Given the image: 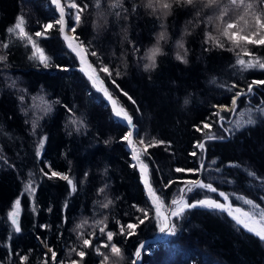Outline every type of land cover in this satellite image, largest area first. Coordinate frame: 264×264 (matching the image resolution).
<instances>
[{"label": "trees", "instance_id": "16d2710c", "mask_svg": "<svg viewBox=\"0 0 264 264\" xmlns=\"http://www.w3.org/2000/svg\"><path fill=\"white\" fill-rule=\"evenodd\" d=\"M87 2L91 7L84 14V23L78 29L81 39L96 37L93 43L102 51L103 59L123 73L117 78V83L135 99L141 112L136 111L137 105L115 92L107 77L101 74L106 86L114 91V95L134 116L141 136L171 142L168 151H165L167 145L150 150L156 162L150 163L152 179L160 187V176L155 173L157 166L165 180L178 175L172 171L175 167L198 166V161L188 153L194 150L193 143L204 136L195 132L193 126L217 111L213 104H230L233 94L217 85L230 87L232 82H236L247 89L252 79L264 80V70L251 69L241 73L233 67L236 59L234 52L214 46H211L210 52L203 51L209 47L204 44L205 26L194 28L189 23L196 20L191 11L174 9V14L166 21V29L173 41L181 31L192 32L187 37L188 64L173 59V48L169 43L164 48L166 54L157 58L158 67L154 71L144 72L141 67L144 61H138L132 47L133 44L138 46L141 49L139 55L142 56L153 43V35L161 30L160 21L146 13L140 0H123L129 10L133 4L138 6L137 13L129 12V19L115 17L105 0V16L98 20L94 0ZM223 2L228 3V0ZM70 11L66 9V12ZM18 16L24 17L30 32H34L39 29L38 20L53 21L58 18V13L50 0H0V41L10 39L6 30ZM66 19L70 24L74 23L70 17ZM104 19L108 21L106 25ZM93 21L103 27L94 30ZM52 37L41 41V44L52 57L53 65H67L72 69L68 73L58 71L55 66L44 69L30 61L28 55L31 48H26L19 40L13 39L8 50L0 47V54L5 51L8 54V66L0 64V157L7 158L15 165V168L9 167L0 159V261L7 264L10 246L13 251L29 254L30 264H39L44 258L43 253L47 252L41 241H46L57 252L58 261L70 264L71 259H79L75 254L71 257L68 255L73 244L81 243L72 231L75 224L83 219L91 223L93 219L107 215L114 240L126 254L122 264H131L137 246L148 242L159 232L153 212L152 220L141 225L137 235L126 240L119 234L117 219L126 224L141 215L133 205L151 207L138 171L129 167L130 152L120 142L127 129L112 116L111 107L102 93L92 88L86 77L77 70L75 57L64 47L58 30L53 31ZM226 47L230 45L226 44ZM249 48L256 56L264 58V48ZM213 80L216 83H212ZM13 81L15 87L10 86ZM20 97L24 98L23 102ZM262 98L264 90L256 88L255 95L251 97L252 105H259ZM185 99L188 100L186 105ZM55 100L61 103L54 104L52 111L46 112V105ZM246 101L247 97L240 98L238 113L248 107ZM63 105L73 107L77 116L86 118V130L82 129L79 133L72 130L69 134L65 128L68 114ZM222 113H227V119L230 118V112ZM238 117L233 116L232 121ZM211 119L215 121L217 117ZM243 119H247L246 116ZM34 121L39 125L35 130L36 135H33ZM217 127L214 124L213 130ZM38 137H47L40 159L35 155ZM109 137L112 142L105 145L104 140ZM207 150V161L216 160L217 164L213 167L222 169V173L212 172L211 175L234 181L231 184L216 181L218 188L226 193L245 195L255 202L261 201L264 186L249 177L247 172L250 170L264 177V116H259L255 125L245 126L227 141L211 142ZM229 163L239 167H228ZM45 164L74 177L77 192L70 196L65 181L42 179L36 192L38 212H32V203L27 195L22 197V230L15 233L6 214L23 190L21 177L27 181L28 173L32 171L40 179V169ZM44 170L47 171V168ZM85 172L88 173L87 178ZM104 185H107L105 191L108 198L113 200L108 210L100 209L95 203L103 199L96 192ZM179 186L174 185L164 193L169 203ZM189 195L196 199L203 198L204 193L197 190ZM207 195L218 199L216 194ZM65 201L68 203L66 212ZM232 203L242 205L234 198ZM48 208H52V211L49 212ZM65 215L67 223L61 228ZM175 222L178 224L177 235L165 237L147 249L146 253H142L139 264H264V242L242 228L237 230L234 221L224 213L207 209L189 210L184 218ZM41 224L49 225L48 229L41 230ZM91 231L90 228L85 229L86 233ZM61 232L62 236L59 235ZM96 232L101 239H106L98 229ZM37 236L41 239L38 240ZM86 251L89 252L87 264H99L102 257L97 256L91 248ZM101 251L108 250L102 248Z\"/></svg>", "mask_w": 264, "mask_h": 264}, {"label": "snow or ice", "instance_id": "6c2138e0", "mask_svg": "<svg viewBox=\"0 0 264 264\" xmlns=\"http://www.w3.org/2000/svg\"><path fill=\"white\" fill-rule=\"evenodd\" d=\"M51 5L55 7L58 13V18L53 21L41 22L37 21L39 29L30 32L29 25L26 19L22 16H18L12 26L7 28V33L10 37L9 40L0 41V47L3 50H8L12 40H19L26 48L30 47L31 52L28 55L30 61H34L38 66H42L44 69H49L53 66L58 71L68 73L72 69L67 65H53L52 57L46 53V49L42 46L41 41L52 39V33L54 30H58L59 37L63 41L64 47L68 53L75 57L77 63V70L86 77L90 82L92 88L97 92H102L104 98L108 101V105L111 106L112 116L116 118L122 125L126 127V131L120 142L125 144L130 152L131 163L129 167L138 171L141 183L145 189L148 201L151 207H141L139 205H133L137 212L141 213L140 216L135 217L134 221L127 222L126 224L116 220L119 227V234L126 240L132 236L137 235V229L146 222L152 220V213H155V222L159 234H162L166 238H173L177 235L178 221L186 215L189 210L195 209H207L210 211H216L219 213H226L228 217L234 221L237 230L244 229L247 233H250L259 238L260 241L264 242V207L255 202L253 199L248 198L245 195L237 193H226L216 186V181L231 184L234 181L231 179H224L222 176L211 175L212 172L222 173L220 167H213L217 164L216 160L207 161V142L208 141H223L237 131L241 130L245 126L255 125L259 116H264V98L261 99L259 105L253 106L251 103V97L255 95V89L261 88L264 90V80L252 79L247 85L245 91L236 82H232L229 87L226 84H218V87L226 88L228 92L233 93L230 104L228 105H217L213 104L212 107L216 108L217 111L211 112L199 125H194V131L204 136L203 140H197L193 143V151H190L188 155L198 161V166L192 168L175 167L172 171L178 174L175 177H169L167 180L164 179L163 173L159 166L156 167L155 173L160 176V187H157L152 179L153 170L150 166L156 162L153 159L151 149L157 148L163 145H167L165 151L171 147V142L159 140L155 137L146 139L145 136H141L137 124L134 122V116L129 110L119 101L114 91L118 92L119 95L126 97L133 105H137L135 99L120 85L117 83V78L121 77L123 73L118 69L111 66L110 63L106 62L102 57V51L99 50L93 43L96 37L91 40L81 39L78 29L81 28L84 23V14L89 12L90 4L87 0L79 2V0H50ZM105 0H94V7L97 10L98 20L105 16L104 5ZM108 8L112 10V14L118 19L123 17L129 19V12L137 13L138 6L132 5L129 10L123 0H107ZM207 5L210 12H205L201 15L198 20L200 25L207 27L208 31L204 33V44L209 45L205 47L203 51L210 52L211 46L216 49H221L236 54L235 65L238 72H246L251 69L264 70V58L256 56L252 51L251 47L264 48V0H232L231 4L224 3L220 0H207ZM162 8L167 10L169 4L166 2L162 3ZM153 7H155L153 5ZM66 9L72 11L66 12ZM198 10V9H197ZM188 12V10H185ZM66 17H70L74 23H69ZM237 17H240L237 19ZM207 18V20L205 19ZM253 21L255 22V31L253 29ZM108 23L107 19H104V25ZM189 23L195 25L197 20H190ZM217 26V32L219 35L212 33L211 25ZM58 26V28H57ZM92 27L94 30H98L103 25L97 21H93ZM187 33V31H186ZM164 33H161L163 38ZM129 43H132L129 41ZM230 45V47H226ZM183 47V44L180 45ZM141 49L133 44L132 53L137 56L138 61L143 60L147 57V63L143 65L144 72H151V69L157 68V58L161 56V50L159 47L152 48L147 53L143 52V55H139ZM245 57H249L245 59ZM94 58V59H92ZM178 60L183 62V57H177ZM8 54L5 51L0 54V64L5 67L7 64ZM127 64H125V68ZM110 81L114 91H110L109 87L106 86L105 79ZM212 83H216L215 80ZM11 87H15V81H13ZM235 90V91H234ZM242 96L247 97L246 103L248 107L240 113V116H246L247 119L242 120H226L221 115L222 112L236 113L238 108V102ZM23 97L20 100L23 102ZM61 101L55 100L46 105L45 111L51 112L54 104H60ZM184 104H188V100L185 99ZM68 114V123L65 125L66 130L71 134L72 130L79 133L82 129L87 128L86 118L83 115L77 116L73 107L63 105ZM136 111L139 113L141 109L136 106ZM25 115L27 112L25 111ZM212 117H217L215 121H212ZM27 123V121H25ZM217 125L216 131L213 132V126ZM229 125V126H226ZM39 125L33 122V135H36V128ZM207 130V131H205ZM47 137H38L35 155L37 159L41 158L42 150L44 149ZM112 142V138L104 140V144L108 145ZM3 159V163L9 167L15 168L7 158L0 157ZM45 167L47 171H45ZM228 167H239L229 163ZM207 174V175H206ZM247 175L260 182L264 186V177L258 176L253 171H248ZM87 178L88 173H84ZM195 178H187V177ZM28 180L24 181L21 177L23 184V190L20 196H18L12 203L11 208L7 211V221L10 223L12 230L15 233L21 232L20 217L23 211L22 197L27 195L29 201L32 203V212L35 214L38 212L36 207V192L37 188L42 179L46 178L51 181L58 179L65 181L69 186V195L77 192V183L74 177L70 176L67 172H59L53 169L50 164H45L40 169V179H37L36 173L29 171ZM180 185L171 199L170 203L166 200L164 193L172 189L174 185ZM107 185L101 186L97 189L96 195L103 197V199L95 201L100 209L108 210L113 205V200L109 199L105 191ZM197 190L204 193L203 198L192 199L189 194L196 193ZM208 193L216 194L220 199L217 200L212 196H208ZM242 202L244 205L249 206V210H242L240 207H233L232 199ZM261 200H264V195L260 196ZM68 203L65 201L64 210L66 212ZM165 208L168 209L165 212ZM51 212L52 208H48ZM102 215V214H98ZM108 216L102 215V218L93 219L90 223L88 219H83L79 223L75 224L72 231L76 233V238L80 241V244H73L69 250L68 255L71 257L75 254L79 259H71L70 264H87L86 257L89 256L87 249H93L97 256L102 257L99 264H122L125 261L126 254L122 251L121 246L114 240V232L108 227ZM67 223V216L63 218L61 228ZM41 230L48 229L49 225H39ZM92 229L91 232L86 233L85 229ZM96 229L106 239H101L97 236ZM63 235V232L59 234ZM11 239V236L9 237ZM37 239H41L37 236ZM43 247L47 249V252L43 253V259L39 264H64L63 261L57 260V252L48 245L46 241H41ZM8 246V245H5ZM9 254L7 257V264H30L29 254H24L18 251H13L10 246ZM107 249V252H102L101 249ZM31 252V250H29ZM147 249L144 243H140L135 249L134 255L131 257V264H138L141 260L142 253H146ZM50 253V256H49ZM0 264H5L4 261H0Z\"/></svg>", "mask_w": 264, "mask_h": 264}, {"label": "clouds", "instance_id": "9594fccd", "mask_svg": "<svg viewBox=\"0 0 264 264\" xmlns=\"http://www.w3.org/2000/svg\"><path fill=\"white\" fill-rule=\"evenodd\" d=\"M141 6L146 11V13L151 16L155 17L160 21V31L153 35V43L149 45L144 52L147 53L149 50L155 47H159L161 50V56L165 55L164 48L169 43H171L173 48L172 57L175 61H178L184 65L188 64V49H187V37L192 35L191 31H181L180 35L173 41L166 29V21L169 17L174 14V9L178 10H188L191 11L192 17L197 20V23L193 25V27H199V20L198 18L205 13L206 10L209 9L207 5V0H166L169 4V8L167 10L162 8V3L165 0H140ZM217 3H220V0H217ZM228 4H231V0H228ZM153 5L155 7H153ZM198 9V10H197ZM127 19V18H125ZM207 20V18H205ZM212 33L219 35L217 32V26L215 24L211 25ZM205 32H207V27H205ZM164 33L163 38H161V33ZM183 44V47L180 45ZM183 57V62L177 59V57ZM144 63L142 64V71H144L143 65L147 63V57L143 58ZM158 67V64H157ZM155 69H151L154 71Z\"/></svg>", "mask_w": 264, "mask_h": 264}, {"label": "water", "instance_id": "95a60500", "mask_svg": "<svg viewBox=\"0 0 264 264\" xmlns=\"http://www.w3.org/2000/svg\"><path fill=\"white\" fill-rule=\"evenodd\" d=\"M242 88V87H241ZM102 93V92H101ZM102 95H103V93H102ZM104 97V96H103ZM105 99V98H104ZM106 100V99H105ZM107 101V100H106ZM107 103H108V101H107ZM110 106V105H109ZM111 107V106H110ZM233 114V113H232ZM227 120V119H226ZM213 132H215V130H213ZM204 139V137H202L201 138V140H203ZM227 140H229V138H227V139H225V140H223V141H227ZM211 142H214V141H208L207 142V149H208V147H209V145L211 144ZM215 142H222V141H219V140H217V141H215ZM207 154H208V150H207ZM175 194V192L173 193V195ZM218 197V196H217ZM218 199H220L219 197H218ZM232 202V201H231ZM233 204V206L234 207H240L242 210H246V209H244L241 205H239V204H234V203H232ZM165 212H167L168 211V209L167 210H164ZM224 214H226V213H224ZM227 215V214H226ZM230 218V217H229ZM231 219V218H230ZM244 230V229H243ZM163 237V235L162 234H157V235H155L154 237H152V238H150L149 239V241L148 242H145L144 244H145V246H146V249H150V247H152L153 245H155V244H157V243H160L161 242V238ZM256 237V236H255ZM258 238V237H257ZM259 239V238H258ZM139 264V263H138Z\"/></svg>", "mask_w": 264, "mask_h": 264}, {"label": "rangeland", "instance_id": "374dc122", "mask_svg": "<svg viewBox=\"0 0 264 264\" xmlns=\"http://www.w3.org/2000/svg\"><path fill=\"white\" fill-rule=\"evenodd\" d=\"M62 2H63V0H62ZM211 10L210 9H208V12H210ZM240 17H237V19H239ZM181 28H184L183 26L181 27ZM252 30H256L255 29V22L253 21V29ZM181 33V32H180ZM245 59H247V58H245ZM243 88V87H242ZM245 91H246V89H245ZM221 115L222 116H224L226 119H227V113H221ZM235 115H238L239 117H238V119L236 118V120H242L243 119V117L242 116H240V111H239V113H238V109L236 110V113L235 114H232L231 112H230V118L229 119H227V120H231L232 121V118H233V116H235ZM245 117V116H244ZM247 118V117H246ZM226 126H227V124H226ZM240 202V201H239ZM242 205V207L244 208V209H246V210H249V206L248 205H244L242 202H240ZM258 204H260L262 207H264V200H259L258 202H257ZM240 205V204H239ZM154 237V236H153ZM163 238H165V237H163ZM162 238V239H163Z\"/></svg>", "mask_w": 264, "mask_h": 264}, {"label": "bare ground", "instance_id": "6f19581e", "mask_svg": "<svg viewBox=\"0 0 264 264\" xmlns=\"http://www.w3.org/2000/svg\"><path fill=\"white\" fill-rule=\"evenodd\" d=\"M144 190H145V189H144ZM145 195H146V192H145ZM146 197H147V196H146ZM216 199H217V198H216ZM217 200H219V199H217ZM150 205H151V204H150ZM233 207H234V206H233ZM234 208H235V207H234ZM157 234H158V233H157ZM157 234H156V235H157ZM163 237H164V236H163ZM163 237H162V238H163ZM151 238H152V237H151ZM162 238H161V239H162Z\"/></svg>", "mask_w": 264, "mask_h": 264}, {"label": "flooded vegetation", "instance_id": "af4514ba", "mask_svg": "<svg viewBox=\"0 0 264 264\" xmlns=\"http://www.w3.org/2000/svg\"><path fill=\"white\" fill-rule=\"evenodd\" d=\"M216 131V130H215Z\"/></svg>", "mask_w": 264, "mask_h": 264}]
</instances>
